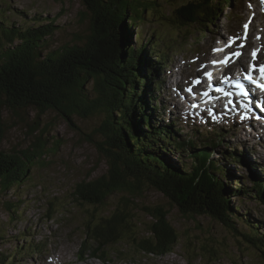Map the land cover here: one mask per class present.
I'll return each mask as SVG.
<instances>
[{
    "label": "rangeland",
    "instance_id": "rangeland-1",
    "mask_svg": "<svg viewBox=\"0 0 264 264\" xmlns=\"http://www.w3.org/2000/svg\"><path fill=\"white\" fill-rule=\"evenodd\" d=\"M84 1L6 0V3L0 7V10H2L1 15L9 22L10 28L12 25L17 27L23 23L30 24L33 22L31 21L33 19H38L35 21L39 24H46L50 22L49 19H51L52 22L49 24L51 26H48L46 32H44L46 33V37L43 38V43L45 44L43 53H46L47 51H55L65 45H78L79 41L88 42L91 40L90 43L93 42L92 34L94 30L96 31L97 26H95L92 20L90 21L86 15H83L87 13L85 8L86 5L83 3ZM117 1L122 4V0ZM110 2L112 3L111 0ZM151 2L158 5L160 3L162 4L161 0H151ZM184 2L186 3L187 1L178 0L173 7L184 4ZM167 5L169 9L167 6H165V8L162 6L154 7L152 9V14H145V21L140 27L136 26L132 28V24L127 21V24L130 26L129 29L121 27V30L120 28L122 33L121 43L126 48L131 47L137 49L138 46L133 47L135 42L143 39L142 41L145 43L148 36L152 38V41L147 45L148 48H161L163 52L167 53L172 65L175 61L180 59L181 62H179L178 65H182L186 57L195 56L196 53H200L193 50L188 51L186 49L187 44L185 43L187 39H189L190 42H194L195 38H198L199 35H197L198 31L195 32L193 25L179 29L177 28L180 25L177 24L171 27L168 22L169 19H167L170 17V3ZM10 7H13V9ZM18 8L24 11L17 10ZM112 10L116 14V6L112 5ZM226 10H228V8L222 12L221 17L227 15V13H225ZM155 14H161V17L154 16ZM37 15L42 18L37 17ZM124 15L125 13L120 16L123 17ZM230 15H232V13H230ZM43 17H47V20L43 21ZM22 18L25 19L23 20ZM233 19L241 26L246 22L237 15H235ZM259 19L261 21L259 23L264 25V18L260 16ZM227 20V18H220L217 23L213 26L211 25L215 27V30L207 40L203 37V40L201 39V41H198L199 49H205L215 35L226 34V29L229 26L225 23ZM158 23H161L160 27L155 30ZM221 23L222 25L219 26ZM252 25L259 30L257 24L252 22ZM261 28L262 27H260V30ZM130 31V40H127ZM98 34H100V32L96 31V36ZM175 40L180 41L179 43H175ZM213 44L212 42L211 45ZM175 45L180 47L181 50L175 52ZM213 47L214 46H212V48ZM63 48L62 50H64ZM77 52H80V50H77ZM143 58L144 56L141 54L136 63V66L138 65L137 67L129 70L128 65L123 71V76L125 77L123 83L126 82L127 76H130V78L133 79L132 88L137 90L135 94H140L139 96H141L142 100L147 98L146 82L143 80L150 77V74L147 75L148 72L146 73L141 69L140 63H146ZM63 60L67 61V63L69 62V59L66 57ZM62 65L63 64H61V66ZM187 68H189V66L183 67V69ZM29 69H31V67H28V70ZM61 69L63 72L59 70L58 72H60V75L57 76L60 82L67 79V81H69L68 83H70V80H75L77 78L74 75L78 76L77 74H69L63 68ZM157 70V74H159L160 78L164 72L174 73L175 68L170 67L169 69L166 63L163 65V70H160V68ZM149 72H151V70H149ZM169 78L166 76L162 79L164 89L168 87ZM87 79L88 82H86L83 87L91 93L92 83H94L96 79L95 76H88ZM150 80L148 81L149 85ZM110 86L109 89L105 88L107 87L105 84H94L92 90L94 91L93 96L99 95L98 91H100L103 100L107 102L108 99L105 98V96H107V94L112 96V90H114L113 84ZM125 89L128 88L125 87ZM168 90H170L169 87ZM85 92L86 91L82 89V93L84 94ZM166 93V90H164L163 94L167 95ZM132 94L134 93L132 92ZM55 95L58 96L60 93ZM71 95L75 96L73 93H71ZM126 95L127 93L125 96ZM78 97H81V95L78 94ZM164 102L165 101H163V103ZM139 103L140 97L135 95L132 101V107L130 108L133 109V111H128L127 115L129 118H133L130 124L132 131H134L136 126V124H134V118L135 116H139ZM168 103L172 104L171 102ZM153 104L155 106L157 105L156 103ZM10 110L11 111L4 109L3 111L5 131L3 133L0 148L10 154H17L22 157L24 152L33 150L35 143L45 144V147L43 157L30 167V177L25 182L23 181L20 184H15L1 192L0 254L2 255H0V258H2L3 255L4 258L0 259V264H53L51 260L45 263V259L48 258L49 255L53 261H56V264H99L97 260L101 258L103 261L109 259V261L114 264H264V254H262L264 250L261 252L258 248L249 246L241 235L234 232L231 228L223 226L211 217L205 215L193 217L183 213L181 214L174 203H171L161 192L154 188L142 185L144 193L141 194V197L137 195L136 199H131V194L126 191L124 194L118 191L116 194H107L105 199V194H102L98 199L99 202L95 203L100 205L99 207L101 208H94L92 205L88 204L86 200L82 202L75 200L73 198V193L79 182L83 180H93L109 170L106 156L97 149L93 141H89V136L96 142H101L103 140L101 123L104 119V112L101 113L97 111L87 117L75 113L72 115L73 124H71L64 116L52 109L41 112L34 106H27L23 109L10 108ZM183 114H185V112ZM142 117L143 116H141V118ZM170 117L173 118L174 115ZM154 118L153 115V119ZM217 119L218 116L216 117V120ZM159 122L162 125L164 123L161 119H159ZM162 127L165 132L167 131L170 134L171 130L168 127ZM187 128L189 129V127ZM230 131L232 134L226 136L224 140H229L231 142L230 145L237 144L238 151L248 155V141L250 138L240 131V127L237 130L236 126L231 127ZM222 132L226 133L229 132V130L224 128ZM156 133L160 134V131L158 130ZM173 137V134H171L170 138ZM182 137L184 136L182 135ZM173 141H175V139H173ZM177 144L176 142V147ZM154 146L156 148H162V143L154 144ZM157 151L159 152L158 156L153 150L152 152L149 151L152 158L157 162L158 158H168L171 166L177 167L180 174H184L185 169L183 165L180 164L182 162H179V160H181L180 155L174 154L168 149L165 155L160 153L158 149ZM244 154L242 155L244 156ZM254 156L256 160L264 162L259 154H254ZM213 158L221 159V162L225 163L227 167L230 168L229 175L226 176L224 180L225 184H227L228 181L231 183L236 182L234 178H236V180H241L238 185L242 182H244L246 186L251 184V182L247 183L243 178L244 176L246 178L248 177L247 172H244V168H248V165H243L244 168L241 164L236 165L234 158H230L234 163L229 160L225 161L224 154L221 150H216ZM154 159L148 161L149 164H155L153 161ZM169 162L165 160L161 161L162 165L165 167H169V165H167ZM192 168L193 167L186 171L191 173L193 171ZM123 196H127L130 200H133V210L128 211L120 208V203L122 202L121 198ZM239 197L241 198V196H231L229 202L230 206L237 208L236 206L241 205V209L238 208L237 210L238 214L247 216L253 224L254 222H264V215H260L259 213L261 210L264 214V205L251 197H246V202H241L238 200ZM96 201L95 199V202ZM9 204H12L14 214H12V209L8 210ZM156 207H160L164 216L166 214L167 223L172 228L169 232H175V237H178L179 242L175 246L174 251L161 256L146 254L134 247H130L127 244L128 241H121L116 244L108 243L103 246L100 244L97 248V244L95 243L92 247L94 234L92 232L87 233L86 231V224L89 225L86 219L87 215L88 218L91 213H97L101 216V214L106 215L121 209L122 211L119 212L120 214L118 213L121 217L125 218V215L133 217V214L135 219L138 218L139 222H135L134 217L131 219L139 228H141V226L143 228L149 225L151 226L153 222L154 224L164 225L161 221V215L159 216L153 212ZM83 208L89 210L86 215ZM247 208L250 209L247 211ZM129 220L130 219H128V223ZM236 227L238 230L243 229L237 222ZM244 231L246 232V228ZM141 233L146 234L147 232L142 230ZM114 234H116V232ZM26 239L32 241L33 249L26 248L19 252L18 247L16 248L15 245L24 247L26 245L24 240ZM126 239L127 238L123 240ZM38 246L40 248H38ZM45 247L46 249L43 250ZM39 251L42 252L38 254Z\"/></svg>",
    "mask_w": 264,
    "mask_h": 264
},
{
    "label": "trees",
    "instance_id": "trees-1",
    "mask_svg": "<svg viewBox=\"0 0 264 264\" xmlns=\"http://www.w3.org/2000/svg\"><path fill=\"white\" fill-rule=\"evenodd\" d=\"M111 1L112 3L110 0H85L83 2L87 10V13L83 15H86L90 21L92 20V23L97 26L96 31L100 32L96 36V31H93V42L90 43V40L84 41L81 45H65L64 48L60 47L46 53H43L45 48L43 38L46 37L44 32L51 25L33 21L35 27L25 24L23 31H20L19 26L15 27L16 29L13 31L8 30L3 23H0V147L5 131L4 109L11 111L10 108L23 109L27 106H34L41 112L52 109L64 116L71 124H73L72 115L75 113L87 117L97 111L104 112V119L101 123L103 140L96 142L89 136V141H93L97 149L106 156L109 170L93 180L79 182L73 193L75 200L80 202L86 200L94 208H101L95 203L99 202L98 199L102 194H105V199L107 194H116L117 191L124 194L126 191L131 194V199H136L137 195L141 197V194L144 193L142 185H145L161 192L165 198L178 207L181 214L193 217L202 215L211 217L241 235L249 246H254L261 251L260 245L264 250V237L256 234L259 231L257 225H250L253 227V231L250 232L247 218L243 214L239 215L238 209L229 204L232 195L253 196L252 189L245 188L242 184L226 186L223 179L227 175V170L221 168V164L219 167L207 164L209 156L206 152L199 151V154L203 153V155L198 154L197 157H194L196 165L191 166L193 171L188 173L185 170L184 174H180L177 168V171L171 169V163L167 159L158 158L157 162L151 157L152 150L158 149L163 155L167 153L165 147L156 148L154 144L157 143L153 140L155 134H167L168 132H165L162 127L167 126L157 125L154 122H152V126L145 124L149 120L144 116L148 105L154 106L150 102L152 98L146 96L144 104L140 94H135L137 90L132 88L133 79L127 76L126 82L123 83L125 81L123 71L128 65L129 70L137 67L136 63L141 54L146 63H140V66L142 70L148 72L147 75L149 69L156 71L157 68L150 66L148 56L152 49H146V42L143 44L141 40L136 41L134 45L138 46L137 49L126 48L121 43L120 28L128 29L127 21L132 24L131 27L133 24L140 27L145 21V14L152 12V9L159 5L153 4L151 0H122V4L117 0ZM187 2L171 9L170 17L167 18L171 27L174 24L180 25L177 29L196 25L208 20V13L214 12V9L217 10L214 0H188ZM112 5L116 6V14L112 10ZM124 13L123 17L120 16ZM159 16L161 15L159 14ZM129 35L127 40H130L131 31ZM16 39L17 42H14ZM150 41L152 38H149ZM134 45L133 47H136ZM65 57L69 59L68 63L70 64L63 60ZM61 64L63 65L61 66ZM28 67L31 69L28 70ZM61 68L69 74H77L78 76L74 75L77 78L70 80V83L67 79L64 81L61 79L62 82H60L57 76L63 72ZM59 70L61 71L58 72ZM88 76H95L96 79L92 83L91 95L83 87L88 82ZM99 83L105 84L107 86L105 88L110 89L112 84L116 88L113 87L112 96L108 94L105 96L108 99L107 102L103 100L100 91H98L99 95L92 96L94 84ZM82 89L86 91L84 94ZM58 93L60 95L56 96L55 94ZM71 93L75 96H72ZM78 94L81 97H78ZM135 95L140 97L138 113L143 117L141 123L136 120V117V119L134 118V124L137 127L135 126L132 131L130 124L133 118H129L127 115L128 111H133L130 108ZM158 130L160 134L156 133ZM147 131H152V135L146 133ZM143 135L145 139L141 137ZM183 145L187 144L183 142ZM44 147L45 144L35 143L33 150L24 152L22 157L10 154L0 148V197L2 196L1 192L15 184L25 182L30 177L29 169L43 157ZM179 149L182 150V146ZM152 159L155 162L153 165L148 162ZM162 160L169 162L167 163L169 167L162 165ZM260 191L262 193L261 187L257 191L255 190V195L261 194ZM241 198L240 200H244ZM121 201V209L133 210V200L123 196ZM9 209H12V214H14L12 204H9ZM121 209L106 215L101 214L100 216L97 213H91L89 218L88 215L86 216L89 223V225L86 224V231L94 234L92 247L95 243L97 248L100 244L103 246L108 243L116 244L128 241L127 244L130 247L146 254L161 256L174 251L179 242L178 237H175V232H169L172 228L167 223V216L166 214L164 216L160 207H156L153 212L161 215L164 225L153 222V225L145 228L137 226L135 222H139V220L135 219L133 214L135 222L132 221L133 217L130 215H125V218L121 217L119 215ZM83 210L85 215L89 212L86 208ZM128 219H130L129 223ZM236 222L241 226H246L248 232H245L244 229L238 230ZM257 224L261 225L262 223L258 222ZM142 230L147 233L142 234ZM115 232L116 234H114ZM125 238L127 239L123 240Z\"/></svg>",
    "mask_w": 264,
    "mask_h": 264
},
{
    "label": "bare ground",
    "instance_id": "bare-ground-1",
    "mask_svg": "<svg viewBox=\"0 0 264 264\" xmlns=\"http://www.w3.org/2000/svg\"><path fill=\"white\" fill-rule=\"evenodd\" d=\"M81 1H84V0H81ZM177 1V0H176ZM181 1H183V0H181ZM89 3V2H88ZM154 3V2H153ZM178 3H181V2H178ZM185 3V2H184ZM188 3V2H187ZM161 5V3L159 4V6ZM173 17V16H172ZM174 23H175V21H174ZM250 25V26H249ZM243 26H245V27H248L249 29H247V31H252V32H257V31H259V30H257L256 28H255V26L253 27V25H252V22H250V24H248L247 22H245V24H243ZM146 49H147V46H146ZM147 52H149L148 50H147ZM246 57H247V55H246ZM181 60V59H180ZM153 71H154V76H156L157 75V72H158V70H156L155 71V69H153ZM152 71V69H151V72H153ZM173 72V71H172ZM169 78V77H168ZM154 103H156L157 105L156 106H158L160 109H163V108H165L166 107V104H161V103H159V102H154ZM183 111L185 112V116H187L188 115V113H189V111H188V108L187 107H185L184 109H183ZM152 113V112H151ZM253 115V113H251V116ZM217 116H219V115H217ZM154 117H156V116H154ZM148 122H149V120H148ZM158 122H159V118H158ZM160 123V122H159ZM253 125V128L254 129H256V127H255V125H254V123L252 124ZM239 129V128H238ZM173 139H175L174 137L173 138H171L170 140H173ZM163 147V146H162ZM219 152V151H218ZM254 160H256V158H255V156H254ZM236 161V165H238V164H241L242 165V167L244 168V166H246L245 165V163L242 161V160H235ZM244 165V166H243ZM248 167V166H247ZM242 168V169H243ZM240 172V171H239ZM244 172H247V173H249L250 174V176L252 177V178H254V184H252L251 185V187L253 188V187H256V185H258V183H259V181L261 180V178H264V173L263 174H261L260 175V178H258L259 177V175L255 172V170H253V169H250L249 167L248 168H244ZM245 177V176H244ZM256 178H258V179H256ZM244 180V179H243ZM258 180V181H257ZM240 190V189H239ZM247 190V189H246ZM257 191L258 190V187H256V189H254V191ZM243 192V191H242ZM259 193H261V191L259 192ZM248 196V195H247ZM246 202V201H245ZM173 203V202H172ZM36 242V241H35ZM34 242V243H35ZM39 245V244H38ZM22 247V246H21ZM40 248V247H39ZM35 251V250H34ZM37 252V251H36ZM22 253V252H21ZM20 254V253H19ZM24 254V253H23ZM36 254V253H35ZM93 264V263H92Z\"/></svg>",
    "mask_w": 264,
    "mask_h": 264
}]
</instances>
